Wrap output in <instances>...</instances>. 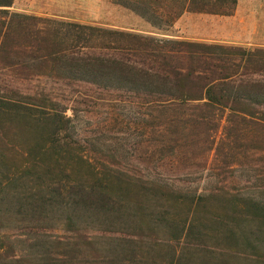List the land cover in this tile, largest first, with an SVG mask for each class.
I'll return each mask as SVG.
<instances>
[{
	"label": "trees",
	"instance_id": "16d2710c",
	"mask_svg": "<svg viewBox=\"0 0 264 264\" xmlns=\"http://www.w3.org/2000/svg\"><path fill=\"white\" fill-rule=\"evenodd\" d=\"M12 2L0 0V264H264L262 199L148 172L166 163L177 175L180 160L164 154L188 146L232 172L248 128L264 143V48L41 16ZM112 2L166 31L184 11L230 14L236 0ZM77 98L131 106L142 138L119 153L96 145L74 124ZM159 116L175 123L173 137L148 129Z\"/></svg>",
	"mask_w": 264,
	"mask_h": 264
},
{
	"label": "rangeland",
	"instance_id": "374dc122",
	"mask_svg": "<svg viewBox=\"0 0 264 264\" xmlns=\"http://www.w3.org/2000/svg\"><path fill=\"white\" fill-rule=\"evenodd\" d=\"M258 1L260 0H254L253 5L256 14L264 12V0H261L262 5L259 6L256 4ZM117 5L112 0H13L11 8L41 16H50L107 28H121L119 27L120 25H126L130 28L150 29L148 31L127 30L155 36L236 44L231 42V37L228 33V14L184 11L164 31L152 25L150 28L146 27L145 25L148 22H135L130 17V14ZM185 13H192L194 16L181 20V15ZM255 17L257 18L258 16ZM246 46L264 48V46ZM52 87H55V84ZM80 100L82 98H77V101L72 103L76 112L74 124L77 129H85L86 136L92 139L93 142L95 141L96 145L102 146V148L108 146L116 147L119 153L121 151L119 147L130 144L138 136L142 138L140 130H137L134 126V113L131 106L118 103L109 107L107 104L92 103L90 101L82 102ZM153 115H156L155 111H153ZM161 119L162 117L159 116L149 120L148 129L151 131L155 126L163 125L161 128L167 132L164 133V137H173L175 135V123L161 124ZM222 124L223 121L213 133L215 139H218L224 132ZM255 133L250 127L246 130L245 137L239 139L241 153L238 154V161H240V164L232 172L231 169L224 172L219 171L220 169L210 161L211 151L206 156L207 160L204 163L201 162L199 159L200 153L196 152V149H192L191 146L187 148L181 147L179 151L176 147L172 152L168 151L164 154V156H168V153H171L180 160L177 175L166 163L158 166L154 165L148 172L156 177L157 173L161 177H164V175L169 176L166 181L173 186L194 188L203 192L222 187L230 191L252 195L264 201V143L255 142L251 139L257 135ZM157 134L150 132L149 138L155 139L159 136Z\"/></svg>",
	"mask_w": 264,
	"mask_h": 264
},
{
	"label": "crops",
	"instance_id": "0c3cea01",
	"mask_svg": "<svg viewBox=\"0 0 264 264\" xmlns=\"http://www.w3.org/2000/svg\"><path fill=\"white\" fill-rule=\"evenodd\" d=\"M258 6L262 5L261 0L256 3ZM254 0H236L233 12L228 14V33L231 37V42L241 45H253V46H264V12L255 13ZM122 8L126 13L130 14V17L135 22H145L142 17L133 11L117 5ZM192 13H185L181 15V20L193 17ZM255 16H258L257 18ZM146 27L150 28L151 25L147 23ZM121 29H134L139 31H145L146 29L130 28L126 25H120ZM144 27V28H146ZM150 29H147L148 31Z\"/></svg>",
	"mask_w": 264,
	"mask_h": 264
}]
</instances>
